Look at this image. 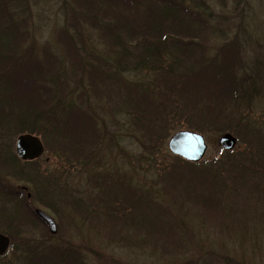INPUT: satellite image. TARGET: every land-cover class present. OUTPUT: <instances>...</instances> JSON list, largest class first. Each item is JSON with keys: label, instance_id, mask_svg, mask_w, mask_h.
Here are the masks:
<instances>
[{"label": "trees", "instance_id": "16d2710c", "mask_svg": "<svg viewBox=\"0 0 264 264\" xmlns=\"http://www.w3.org/2000/svg\"><path fill=\"white\" fill-rule=\"evenodd\" d=\"M255 11L250 0H0V229L12 264H88L103 236L164 252L167 264L197 251L190 260L207 264L214 254L197 249L186 202L199 221L215 214L227 235L237 207L250 205L264 240V125L241 111L264 95ZM53 12L61 24L41 43L37 21L48 25ZM231 121L241 151L157 164L171 128L220 131ZM22 133L40 136L68 167L22 161L13 151ZM20 184L31 199L11 188ZM31 201L52 211L59 235L71 222L82 241L49 232L15 241L31 218L47 227ZM215 263L246 264L224 254Z\"/></svg>", "mask_w": 264, "mask_h": 264}, {"label": "rangeland", "instance_id": "374dc122", "mask_svg": "<svg viewBox=\"0 0 264 264\" xmlns=\"http://www.w3.org/2000/svg\"><path fill=\"white\" fill-rule=\"evenodd\" d=\"M250 1L252 7L256 10V22L254 20L253 27L260 28L259 31L256 32L257 34L255 36V39L257 38L260 44L262 43L264 48V0ZM58 13L59 12H53L50 14L48 25L46 23V17H43V19H38L37 22L41 25V28H39V30L41 31L39 32L38 30L37 32V40L39 42L45 43L46 39L50 38V36L53 34V30H55V28L59 26V24H61V21L58 20ZM260 70L264 72L263 68H261ZM201 93L202 95H204L203 91ZM250 100L251 99L246 100L247 102L245 103V106L241 108L242 113H244V115L248 116L249 118L260 117L259 122H262V125H264V95L256 99L253 103H251ZM235 125L236 122L231 121L223 130H208L201 132L208 144V150L203 160H210L219 155V152L222 149L219 143V139L224 133L230 132L238 137L237 135L239 133L234 130L236 127ZM179 129L190 128L181 126H177L175 129L171 128V133L169 134V137L165 140V142L156 146L154 155L159 166L169 165L173 161L172 157L174 155L170 152L167 143L171 135ZM243 148L244 145L238 138V144L234 150L241 151V149ZM13 151H15V142L13 145ZM38 162L42 169H48L50 171H53V169L56 167H61V169L64 168V166L68 167V163L66 161L65 163H63L61 159L54 157V151L50 150V152H48V149H46L45 153L40 158H38ZM72 166H75V164H73ZM55 173H58V175H56L57 177L67 176L61 174L60 172ZM73 173H75L74 170ZM11 188H13V190L18 193L23 192L24 196H27L28 199L32 198L31 191L27 185H21L18 187L15 185ZM162 199L170 205L174 203L172 199L169 200L166 197V194H163ZM232 200L235 201V199L231 198L230 203ZM34 203V201H31L29 204V208H31L33 211H36V209H41L55 219V217L51 213L52 211L44 209L42 208V206H37ZM163 204L166 205L165 202H163ZM192 205V202H186L184 208H189L190 206L189 215L191 214L194 217V219H192V222H194L195 227H197L194 235V243H200L199 247H197L198 250L199 248H202L214 254V256H212L207 264H216V260L220 255L223 254L224 256L231 255L235 261H237L238 259H242L246 264H264V240L261 238L263 227L257 225V217L254 214V209L250 205L241 204L240 207H237V214L239 215V220H237L239 222L236 221L234 225L236 227L233 231L235 235H227L226 233H223V230L219 229V218L211 212H207L204 216H202L205 221H199L195 212L191 211ZM205 211L206 208H203V213H205ZM27 212L29 213V215L31 214L30 211L27 210ZM34 220L35 219L31 218V220L28 221L30 223H24V225H21L20 232L15 235V241L22 243L26 239L41 241L43 238H47V232H49L48 226L46 225L47 227H45L42 223L39 222H37L36 224V221ZM204 222H206L204 226L205 228H200V226H203L202 224ZM64 223L65 225H63L62 233L59 235L58 230V233L56 235H53L54 238H56L54 239V241L61 242L64 240H68V238L75 237L73 239V243L81 242L83 238L82 236H84L83 233L77 231L78 228L71 222L66 221ZM0 227L4 228L5 224H0ZM0 232H2L1 229ZM48 234L52 236L50 232ZM98 239L100 240V242H97L98 252H96L95 250L89 251L90 260L88 264H167L169 261V255L164 252H152L147 248H145V250L136 248V250L131 251V249L122 247L116 242L107 239L105 236ZM201 244L202 246H200ZM197 252L194 254H190L188 252L186 259L182 260V263L180 264H194L195 262L192 259L190 260L189 256L196 255ZM6 254L7 256L4 258V260H1V262L12 264L16 257L13 256L10 251H8Z\"/></svg>", "mask_w": 264, "mask_h": 264}, {"label": "water", "instance_id": "95a60500", "mask_svg": "<svg viewBox=\"0 0 264 264\" xmlns=\"http://www.w3.org/2000/svg\"><path fill=\"white\" fill-rule=\"evenodd\" d=\"M219 143L224 150L232 151L236 148L238 139L234 134L226 132L221 135ZM167 144L173 155L192 163L202 161L208 150V144L204 135L190 129L176 131L171 135ZM15 151L21 160L32 161L44 154L45 145L38 135L22 133L16 139ZM35 212L46 223L49 232L52 235H56L58 233V225L55 219L41 209H36ZM10 244V237L0 232V256L7 253Z\"/></svg>", "mask_w": 264, "mask_h": 264}]
</instances>
